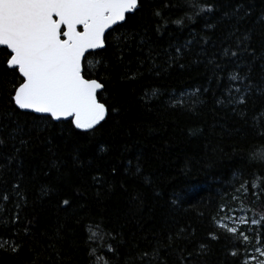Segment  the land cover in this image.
I'll list each match as a JSON object with an SVG mask.
<instances>
[{
    "label": "trees",
    "instance_id": "obj_1",
    "mask_svg": "<svg viewBox=\"0 0 264 264\" xmlns=\"http://www.w3.org/2000/svg\"><path fill=\"white\" fill-rule=\"evenodd\" d=\"M195 2L199 16L187 6L192 0H143V10L109 38L112 47L88 56L91 71L105 75L95 63L102 59L111 74L104 81L107 91L101 93L102 101L109 102V115L92 133L75 130L70 136L63 131L67 122L37 132L31 129L30 116L15 117L25 128L19 138L28 145L12 161L7 157L14 155L13 143L20 147L19 138L0 148V164L7 161V167L0 168V194L10 196L0 201V264H33L37 255L39 264H89L86 240L96 225L110 234L103 245L115 249L105 254L111 264H248L252 252L264 247L259 224L240 228L251 241L245 246L218 226L235 205L259 221L264 214V192L253 195L250 187L243 195L237 191L241 183L250 184L254 174L264 177V164L249 160L250 152L264 151V139L258 135L264 131V89L254 88L248 96L246 118L234 113L233 105L216 103L231 72L248 74L255 85H264V0ZM238 4L250 15L240 19L233 12ZM209 6L213 12L201 11ZM156 10L169 21L162 34L155 32ZM185 14L192 19L184 27L171 22ZM128 29L150 38L159 52L161 75L151 69L147 47H137L140 36L125 49L123 62L117 60L115 37ZM237 36L249 37L246 46L255 56L237 49ZM193 39L180 61L184 67L174 64L163 70L164 50ZM225 48L240 55L225 58ZM138 58L144 61L142 67ZM138 68L142 75L135 80L122 78L126 70ZM5 73L0 50V87L9 88ZM153 89H159V98L143 99ZM182 93L197 102L169 106V97ZM9 112L7 97L0 94V114ZM0 123L14 127L10 119ZM93 176L102 179L94 181ZM16 183L19 195L12 187ZM64 199L71 207L62 206ZM181 228L184 232L176 238ZM169 237L174 238L170 247ZM13 244L19 246L15 254Z\"/></svg>",
    "mask_w": 264,
    "mask_h": 264
},
{
    "label": "snow or ice",
    "instance_id": "obj_2",
    "mask_svg": "<svg viewBox=\"0 0 264 264\" xmlns=\"http://www.w3.org/2000/svg\"><path fill=\"white\" fill-rule=\"evenodd\" d=\"M187 6L194 10V15L199 16L200 12L195 11L199 9L195 0H192V3ZM142 10L143 0H0V50L4 53L5 75L10 78L8 83L11 85L9 88L0 87V94L6 95L7 106L11 108V112L0 114V120L10 119L11 124L14 125L12 127L8 123H0V148L7 147L9 142L16 141L25 132L24 126L15 119L21 115L31 117V129L37 132L47 131L49 126L55 127L67 122L70 127L66 126L63 131L70 136L76 135L75 130L80 133H92L98 125L106 121L110 105L107 99L102 101L101 93L107 91L104 81L111 79V74L102 59L95 63L103 67L105 75L100 76L99 72L91 71L87 67L88 56L100 55L101 52H106L109 47H112L109 43L112 34L126 29L128 21ZM201 11L204 13L213 12L214 7L209 6ZM233 12L240 19L250 15L243 4H238ZM153 15L158 21L155 32L162 34L169 21L159 10L154 11ZM223 15L227 17L229 13L225 12ZM191 19L185 14L184 17L171 22L178 27H184L185 22ZM232 35H236V33L233 32ZM137 36H140L138 32L128 29L122 35L115 37L117 43L114 55L118 61L123 62L125 49L129 48L131 43L136 42ZM248 39L247 36H237V49H243L250 56H255V51L249 52L246 46ZM193 42L194 39L184 45H170L172 51L165 49L167 58L165 60L166 67L163 70L174 64L184 67L180 61L183 59L185 50ZM204 43L206 44L207 40ZM137 47L141 51L147 47L146 55L151 69L155 71L156 75H161L162 67L156 63L159 52L151 45L150 38L140 36ZM239 55V51H233L230 48L223 50L225 58L230 59ZM143 63L144 61L138 58V64L141 67ZM209 63L215 62L210 60ZM215 67L218 71H222L219 64H215ZM138 75H142L139 68L137 72L126 70L125 76L122 78L135 80ZM218 79L223 80L224 77L221 76ZM227 80L224 96L218 98L216 103L233 105L232 111L242 118H246L244 106L248 96L254 88L257 91L264 89V85L257 86L248 74L241 75L238 72L229 73ZM199 91V89L196 90L197 93ZM159 96V89H153L146 92L143 99L150 101L158 99ZM196 102V97L185 98L183 93L179 96L169 97V106L171 107H190ZM112 111L115 112L117 109L113 108ZM258 135L264 139V131ZM19 145L20 147L12 144L14 155L8 156L7 161L15 160L22 147H27L28 141L19 138ZM249 160L253 163L264 164V151L250 152ZM7 161L0 164V168L7 167ZM136 172H140L139 167ZM101 179L93 176L94 181ZM12 187L19 195L20 184L16 183ZM249 187L253 190V195H256L257 190L264 192V177H257L254 174L251 183L249 184L247 181L241 183L237 191L243 195L247 193ZM20 198L23 199V196ZM9 200L10 196L7 192L0 194V201ZM62 206L71 207V202L64 199ZM16 207L19 208L20 205L17 204ZM220 210L226 211L223 207ZM18 218L17 215L14 219ZM239 220L242 225L247 223L244 217H240ZM251 223L259 224L257 231L262 237L261 242L264 243V214L261 215L260 221L254 218ZM218 226L221 229H226V233L231 235L240 246L251 242L249 235L236 226H228L223 223ZM183 232L184 229L181 228L176 238H180ZM106 235L110 234L101 232L99 225L89 231L86 240L89 247V264H111L105 254L114 253L115 249L111 244L107 248L104 247L103 240ZM213 238L216 237L213 236ZM173 239V237H169V247ZM200 247L203 249L204 246ZM3 250H7V248ZM18 250L19 246L15 244L11 246L13 254ZM154 251H158V249ZM257 251L261 257L258 264H264V247L257 248ZM148 255V253H144L143 257L146 258ZM232 255L237 256L238 252L233 251ZM33 264H39V255L34 258ZM56 264H60L59 260L56 261ZM181 264H185L184 260L181 261Z\"/></svg>",
    "mask_w": 264,
    "mask_h": 264
},
{
    "label": "rangeland",
    "instance_id": "obj_3",
    "mask_svg": "<svg viewBox=\"0 0 264 264\" xmlns=\"http://www.w3.org/2000/svg\"><path fill=\"white\" fill-rule=\"evenodd\" d=\"M240 217H244L247 223L244 225L240 224V220H239ZM254 218L256 219L254 215H249L243 208H241L240 205L237 206L235 205L227 213H225L223 224H226L228 226H236L240 229L243 226L252 224L251 221ZM256 220L259 221L258 219ZM260 247L263 246H259L257 248ZM257 248L252 252L248 264H258L259 260L261 259L259 252L257 251Z\"/></svg>",
    "mask_w": 264,
    "mask_h": 264
},
{
    "label": "water",
    "instance_id": "obj_4",
    "mask_svg": "<svg viewBox=\"0 0 264 264\" xmlns=\"http://www.w3.org/2000/svg\"><path fill=\"white\" fill-rule=\"evenodd\" d=\"M102 123H103V122H102ZM102 123H101V124H102ZM98 126H100V125H98ZM98 126H97V127H98Z\"/></svg>",
    "mask_w": 264,
    "mask_h": 264
}]
</instances>
